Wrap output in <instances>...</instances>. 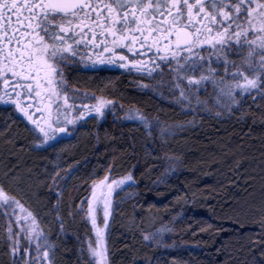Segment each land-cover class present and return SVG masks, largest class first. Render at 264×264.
<instances>
[{"label":"trees","instance_id":"1","mask_svg":"<svg viewBox=\"0 0 264 264\" xmlns=\"http://www.w3.org/2000/svg\"><path fill=\"white\" fill-rule=\"evenodd\" d=\"M141 78V77H140ZM107 81L89 77L69 81L70 87L112 104L103 118H86L56 153L33 147L31 126L13 112L15 122L5 128L7 112L0 108V185L36 217L54 246L55 264H86L88 241H95L88 218L80 211L90 197L93 181L118 180L131 174L132 188L113 196V215L105 229L110 264H136L150 258L156 264H238L241 247L254 248L260 264L264 250V120L251 100L231 115L211 103L182 106L177 102L172 74L164 81ZM147 86V87H145ZM162 94V95H161ZM203 99L209 100L208 93ZM129 109L154 123L171 126L172 135L160 138L140 122L126 120ZM11 110V109H9ZM217 111H222L220 116ZM255 121V122H253ZM183 126V127H181ZM56 164L79 169L68 181L56 183L49 174ZM171 169H174L172 171ZM60 175H65L64 171ZM15 177V179H11ZM166 183H157L160 179ZM38 193V196L33 194ZM60 192L59 204L56 193ZM131 197V198H130ZM135 206V208H134ZM87 204H84L86 210ZM60 221H63L61 229ZM210 225V227H209ZM162 226L174 249L156 248L143 234ZM0 234L3 228L0 223ZM261 243H255V241ZM0 240V264H11Z\"/></svg>","mask_w":264,"mask_h":264},{"label":"snow or ice","instance_id":"2","mask_svg":"<svg viewBox=\"0 0 264 264\" xmlns=\"http://www.w3.org/2000/svg\"><path fill=\"white\" fill-rule=\"evenodd\" d=\"M112 64L148 76L168 68L174 89L179 90L177 102L189 109L193 103L208 108L198 93L211 83L217 92L216 107L229 115L240 111L244 118L248 100L264 108V0H0V108L7 112L5 128L8 121L15 122L13 112L32 125L28 130L35 149L56 153L55 159L61 160L57 150L65 145L64 137H72L86 118L104 117L112 101L70 87L68 70L94 72ZM127 119L139 120L150 132L159 129L165 141L173 134L171 126L154 123L139 111H130ZM55 167L59 169L55 175L49 174L54 185L55 177L68 181L79 171L71 164ZM125 184L128 188L136 184L131 174L120 180L107 176L94 180L90 198L81 201L80 211L96 236L86 250L81 249L89 257L86 264H110L105 229L113 215V195H119L117 189L125 190ZM56 196L59 204L61 193ZM101 213L103 227L97 223ZM0 218L7 221L0 240L11 264H55L54 246L36 217L3 185ZM170 232L162 226L143 234V239L156 248L174 249L175 244L165 239ZM260 235L264 237V232ZM238 251L246 253L237 256L238 264H257L254 256L248 259L254 248ZM260 257L264 264V250ZM129 264H136L135 255ZM145 264L152 260L146 258Z\"/></svg>","mask_w":264,"mask_h":264},{"label":"flooded vegetation","instance_id":"3","mask_svg":"<svg viewBox=\"0 0 264 264\" xmlns=\"http://www.w3.org/2000/svg\"><path fill=\"white\" fill-rule=\"evenodd\" d=\"M107 56V54H104ZM129 56L131 54H128ZM170 71L168 68L158 69L148 76L147 74L137 73L135 71L129 72L127 68H119L115 64L109 65L107 67L101 66L98 71H72L68 70V81H87L89 77L101 78L107 81H143V79H148V81H164L168 78Z\"/></svg>","mask_w":264,"mask_h":264},{"label":"rangeland","instance_id":"4","mask_svg":"<svg viewBox=\"0 0 264 264\" xmlns=\"http://www.w3.org/2000/svg\"><path fill=\"white\" fill-rule=\"evenodd\" d=\"M185 84H186V82H184ZM178 90V89H177ZM178 92H179V90H178ZM80 93H82V94H87L89 97H91V96H94V95H92V94H89V93H87V92H81L80 91ZM204 93H208V95L209 96H211V97H208L209 98V100L207 101L206 99H203L205 96H203L204 95ZM198 95H199V97H200V99H201V101L202 102H206L207 103V105L209 104V103H211L213 106H215L216 107V95H217V92H216V90L213 88V86L211 85V83H207L203 88H201V90L199 91V93H198ZM98 98H100V97H98ZM88 103H95V101L94 100H89V101H87ZM193 105H195V103H193ZM192 105V106H193ZM196 106V105H195ZM130 111H134L133 109H129L128 111H126V113H125V117H126V120H129V121H134V122H139V120H130V119H127V114L130 112ZM19 116H21L26 122H27V120L22 116V115H20L19 113H17ZM39 113H36V117H39ZM28 123V122H27ZM30 125V124H29ZM31 127H32V125H30ZM110 181H111V179H109ZM118 180H120V179H118ZM127 184H125L123 187H125ZM119 189H117L116 191H118ZM115 194V193H114ZM90 196H91V193H90ZM114 196V195H113ZM90 198V197H89ZM16 212L17 213H20V209L19 208H17L16 209ZM0 223H1V225H2V228H3V226L7 223V221H5L3 218H0ZM89 223H90V221H89ZM97 223H98V225L100 226V227H103V224H102V213L100 214V216L98 217V219H97ZM90 225H91V223H90ZM91 227H92V225H91ZM92 231H93V234H94V237H95V239H96V236H95V229L92 227ZM23 243H26V241L25 242H23Z\"/></svg>","mask_w":264,"mask_h":264}]
</instances>
